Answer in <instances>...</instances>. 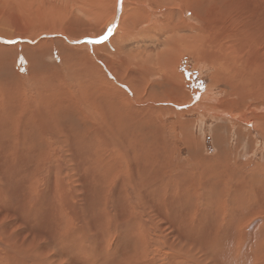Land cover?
<instances>
[{"label": "bare ground", "instance_id": "6f19581e", "mask_svg": "<svg viewBox=\"0 0 264 264\" xmlns=\"http://www.w3.org/2000/svg\"><path fill=\"white\" fill-rule=\"evenodd\" d=\"M58 1L60 0H56V1L54 0V2L48 1V4L49 5L52 4L50 7H53L56 5V3H58ZM64 1L65 2L67 1L69 3L68 5L70 4L71 6L73 5L76 12H82L86 14L89 17V19L97 20L98 23H101L100 26H103L104 28H101L100 30H92L90 26L86 30L80 31L78 33L70 34L68 32H65L62 28H59L60 26L58 27L59 25L58 20L63 25L66 22L65 18H63L60 14L55 13L54 9H50L54 11L55 15H51L50 12L49 14H46L45 18L43 19L44 20L43 22L37 20V22H40L39 23L40 25L38 26L40 29L39 34L40 33L43 34L51 31L50 35L43 34L42 35L43 37L59 35L65 38L68 43H71V41L77 43L80 42L81 39H84L87 43H96L98 41L100 42L103 41L102 43H104L105 41H108L107 39L109 35H111L112 33L109 42L100 45V47L101 46L105 47L108 45L113 46L114 50L116 51L115 53L110 52V54L115 56V54L116 55L117 53L119 54L120 49L123 47L120 46L122 45L121 43L128 41L130 39L132 32L136 31L135 28H137L138 25H141L142 28L145 27V25L147 28L148 25L149 33H150L151 32L150 30H157L158 28L162 27V25L165 24V26L171 29L173 33L170 34L171 36L169 37V40H166L167 47H165L162 51L158 52L156 58L158 60L160 58L168 59V62H159L158 65L155 66L153 64L154 62L153 63L148 62V60L151 58L146 57L148 60H145L146 58L144 57V52L139 54L137 53L138 55H135V53H133L130 55V57L132 56L134 59L136 57L137 60L138 58L139 60L142 58V61H140L141 63L139 64L137 62L135 64L134 61L128 60L130 66H134V68L130 67L131 72L127 74L128 70L127 69L124 70V68L127 66L122 67L124 73L122 75H119V77H117L120 78L122 81L120 82L122 83V86H119L117 82H115L116 80L115 76H117V74H119L118 72H120L122 69L119 67L120 68L119 71L118 66L114 61L106 60L108 62V63L106 62V64L109 67L108 69L109 74H108L104 72L101 67L99 68L100 65L98 66L96 65V63L94 64L93 61H91L90 59L88 60L87 59L88 57L85 56L87 57L86 61H84L85 60L84 59L82 60V63H77L76 64L77 68L76 67L73 68L72 66V69H77L74 72V74H78L82 78V80L78 76L77 77L79 80L75 78L76 79V83L74 82L75 85L78 84L81 87V90H79L81 91V93L80 94L78 93V95L74 94L77 95V97L76 96L73 97L75 99H71L72 101L69 103L68 101L66 102V100H64L66 102L64 103L63 98L64 99L66 98L65 97L61 98L60 95L59 96L56 95L57 92L58 94H60V90H57L58 87H56V90L53 93L49 95L44 94L46 98L44 97L45 99L43 100L42 103L36 102L37 105H41L45 103L46 107L43 106L44 107L43 111L35 110V113L30 112L29 116H33V118L37 121L38 125L41 127L43 132L41 134L42 140L44 141H46L49 136L56 137L57 134H55L56 132L54 133L55 131L54 127L56 128L66 127V121L65 123H61V118H62L61 116L64 114L69 119L68 112L72 107L78 109V111L80 112L78 115L82 119V122H83V117H84V121H86L87 119L92 120L93 118H91V116L94 115V124L91 122L93 127L90 129L88 128L87 132L84 131L83 136L86 138V140L89 138L87 142L89 144H95V142L99 143L100 150L105 153L107 152V157L100 156L102 157L101 158L102 161L104 162L105 165L107 163L109 164L110 168L107 167L109 169H111L113 163H116V171L114 170L115 173L111 174V175L114 174V176L112 177L110 182L108 181L105 191L103 189L90 190L89 188L83 190L82 187L79 188L78 183L77 186L74 187L72 186L73 192L71 193L70 196L68 193V196L72 198L71 200L73 199L76 200L75 202L77 205L76 204L73 205L74 200L73 202L70 203L72 205H70L68 201L69 199L68 196L61 197L60 198L61 202L63 201L62 205H64L65 207L64 209H61L58 212L57 211L58 202H57L54 205V211L56 216H57L56 212H58L59 215L64 213L66 215V218L64 220L62 219V217L60 218L59 216L56 218L54 217L55 225L59 223L58 225L59 227L57 226L55 228L51 227L52 228L51 229L52 231H50L51 234H49L48 231V229L50 228L46 229L48 231V234L41 232L42 234L39 235V238L41 240L39 241H33V240L29 241L26 240L27 237L22 239L21 235L23 234L22 232L23 228L20 224L24 223V221H28V218L34 220V222L35 221L37 222L38 220L36 219L40 218L41 220L42 216H46L45 214L48 211L47 212L45 211V204L47 203L49 198L57 199L56 198L57 195L53 193V191H57V188L65 189V187H67V181L69 179L67 180L68 177L66 174L69 173V170H67L68 172H66V170L64 169L68 168L70 169V171H71V167L77 169L73 165L71 166V159L66 156L67 148L64 147L63 141L61 140V142H59L61 144V147H63L64 149L63 154L59 153L55 148H53L51 153L48 155V157L44 159V161L41 164H39V166L37 165L38 166L37 169L35 167L33 169L40 174L46 172L49 175H54L53 178L54 182L52 184V187L49 186L51 188H47L45 190L39 189L38 188L39 184L37 185L35 183L36 187L34 186L35 189L34 190L32 189L31 193L27 195V191H26V193L22 195V193L19 191L20 188L19 189L12 188L11 183L9 184L5 183L6 185L0 184V200L5 201L6 203H8V205H11L9 204V202L11 203L20 202L19 206H23L21 207V209L26 207H29L28 210H31L30 208L34 209L33 213L32 212L30 213L29 211H25L26 214L25 216L28 218H26L27 220L26 219L22 220L18 217L17 213L13 212L14 210L12 211L9 208H5L4 210L1 207L2 204L0 205V264H59V263L67 264L66 263L67 261L66 262L64 261L68 258V255L63 253L62 263H61L60 258L59 259L54 258L56 254L55 249L51 248V246L49 248V244L50 243L52 244L53 241H55L54 242L55 244L53 243L54 245L58 244L59 241L69 242L68 240H70L71 238L75 242V247L78 248L77 250L78 254L79 255L83 254L81 258H83L84 261L87 260L88 263L91 264H156V262L159 261L156 259L157 256H155L156 258L154 256L153 258H149V254H153V252H155L153 250H149V246H151V239L153 240L152 234L161 232L163 223H166L164 221H168L169 224H171V226L174 229V233L172 231L168 232V229H166V231L171 236L172 235L176 236L174 240H170L166 236V238L168 239L163 246L164 251L170 253L172 256L170 259L166 261L168 264H178L177 261L178 257L175 256L177 253V249L186 252L187 254L186 256L181 257V260L179 261L181 263L179 264H209L210 259H212L215 264H264V239L262 240V242L260 241L261 243L259 242L260 243L258 245L259 251L254 255L253 263H251V257H252L251 253L257 250L258 241L264 238L262 237V232L258 234L255 232L257 234L255 235L253 230L249 229L246 230V232L243 234L244 232L243 227L239 228L237 232L231 230L233 233V238L230 240V242L228 241L229 242L228 251H227V245L220 244L221 241L220 242L217 241L218 240L216 236L217 233L214 232L215 229L222 228V226L221 227L219 226L220 224L224 223L226 220L228 221L231 220L229 214L227 216V199L230 200L234 199L236 194L242 195V197H240L241 200L237 201L238 207L242 209V212L245 213L249 211L251 215L252 214L254 215V213H256L257 215H254V219L258 216L263 217L262 215H264V167L258 165L256 167L257 170L254 169L255 171H250L249 173L247 171L237 170L236 166H235L236 168L234 169L231 168L232 170L227 171V148L224 147V143L226 145V142L224 140L223 143V141H220L219 139L218 140L220 142L218 141V143H220V147L219 150H217V154H215V156L213 157L222 159V163L212 164L211 161L214 158L211 156H206L207 158H204L203 156H202L203 158L197 157L199 160L194 159L193 163L191 162V165L190 162L188 163L185 161H183V166L173 162L171 160L172 157L170 151H173L172 149H174L173 146L174 142L170 138H167L165 135H163L164 133L161 130L162 128L159 127L160 125L159 123L158 126H156V124H153L154 122L157 123V119L156 117L151 118L150 113L151 115L152 114L157 115L158 113L164 115L166 112L174 111L175 113L181 114L183 113V109L177 111L174 107L165 104L166 103L165 99L162 98L149 99L148 96H151L152 93L147 91L148 89L145 90L146 88H148V86L147 87L144 86L145 89L142 86H140L142 87V90L144 89V94L147 96L148 99L142 98L141 99L142 101L137 102V100L135 99L136 97L134 96L136 92L135 88L136 90H138L137 88L139 87V85H137L135 81H137L139 84H143L141 82L144 80L145 76H148V73L149 76L154 75L155 72L156 73L160 72L161 74H163L164 76L159 75V77L161 80L165 81V85H164L165 87L166 85H169L170 86L169 88H172L176 85L173 84V82L177 80L176 78L181 79L182 76L177 75L176 74L177 71L175 72L174 70L176 67H174L175 65L173 64L177 63V61L174 60L176 62L172 63L170 62L169 58L172 59L177 58V55L174 52H177L178 43L180 41L178 55H181L184 51H187L193 54L194 56L196 55L200 59L209 62L211 66H213L214 69L216 70L215 76H217V78L218 77L223 78V80L228 82L229 86H232L231 91H233L234 94H237V100L235 101L237 105H240V103L246 99H249V101L250 100L252 101V99H255L257 97L259 99V97L261 96L259 94H261L262 91L264 92V45H261V42L259 40L264 35L263 33H262L263 35L259 34V32L261 33L262 31H264V14H262V12H264L262 11L264 9V6L261 3L259 4V0L250 1L253 4L251 5L249 3V6H247V2L249 0H229L228 2L226 1V5H224L226 6V8L220 9V7L217 8L214 7V5L213 6L211 5L212 8H207L206 11H204V9L202 8L203 10L200 11V10H196L198 6L200 7V5L198 4L193 5L192 3L193 0H173L172 2H177L176 4L181 3V5L179 4L180 6L176 7L175 9H174V5H172V7L170 6L164 7V10H167L165 17L168 18L165 19V23H164L163 20L161 21L155 15L152 14L153 12L155 13L158 12L159 10L157 8L159 7L161 9V6L166 5L165 3H167L170 0H63V2ZM63 2L61 3L63 4ZM172 2L170 3L172 4ZM227 3L230 4L229 6L230 8H227ZM43 4L45 5V2L44 3L42 2L41 5ZM142 6L143 8H141ZM48 7H46L47 10L49 9ZM237 10H239L241 14L238 16L239 18L236 16L238 15ZM37 11H39L40 13L39 9ZM47 12H49V10ZM187 13L189 14L188 16H186ZM31 16H34L33 13ZM175 17H181L182 24H176ZM235 18L238 19L235 20ZM37 22L35 21V25ZM118 24H119L118 28L115 29V27ZM97 25L98 24H96V26ZM3 30L4 29L0 30L1 35L3 36L6 35L8 37L14 36V35L12 36L11 33L10 35L5 34V31L3 32ZM102 30L104 31L108 30L107 35H105L103 32L104 35L102 37L96 36V31H102ZM185 31H188L190 35H185L186 33H184L183 36L181 37L180 32H185ZM108 33L110 34L108 35ZM255 34L257 35V37ZM27 39L30 40L32 38L29 37ZM57 40L59 41V39ZM262 41L264 43V36ZM50 42L51 41H49V43ZM40 43L45 48L41 47L42 49L39 50L38 53L46 54L50 52V49L47 48L48 45L47 41H42ZM25 44L26 45L23 46L25 53L32 57L34 53L31 52L33 50L30 51L28 49V47L32 48L30 47L31 44H29V46L27 45V43ZM38 46L39 45H37V47L33 46V48L34 47L39 48ZM82 48L83 46L77 47L70 45L66 47L64 46V48H62L61 51L66 53L68 58L71 57L70 54L77 55L78 56L77 58H81V55L84 52L81 51ZM97 50L98 49H96V51ZM5 53H8V50L2 47L0 50V57L4 58L6 62L5 58H7L8 56H4ZM41 56L39 57L41 58ZM63 60L65 59L63 58ZM70 61L72 62V60ZM79 61L81 60H78V62ZM112 73L115 75L112 76L113 75ZM62 79L64 78L62 77ZM75 79H73V81ZM140 79L143 80L141 81ZM63 81L65 82V80ZM98 86H100V88H102L103 90H107L106 94L108 95V97H110L111 100H114V103L112 105L113 109L110 108L109 111H103L100 116H97L98 114L96 115L93 109V107L96 106L95 104L91 103L93 102L92 98L94 102H98L96 101L98 99L97 98L98 94L95 93L97 95L94 96L92 95V93H90V97L87 96V98H85V96L83 95L84 93L83 91L87 93L90 89L93 90L95 87L98 88ZM75 87L76 89L78 88L77 86ZM253 87H257V89L254 90L255 92L257 90V96L255 95L253 96L251 93H249V91L246 92V90H250V88L252 89ZM48 88H53L50 82L48 84ZM212 88H213L212 86L211 87L209 86L205 90V92L200 95L201 98L199 101H197V105H200L204 101L205 102L208 101L210 104L205 103L203 111H205L210 115L215 114L214 116H224V117L230 116V114H228L229 112L227 113V111L221 109V107L220 110L216 109L215 106L216 104H218L217 102L218 100L215 95L216 93L214 94L212 93L213 91L209 90ZM164 89L167 90L168 87ZM69 90H71V88ZM99 91L100 90L98 91L96 90V92ZM61 92L63 91L61 90ZM63 93H65V91ZM163 95L166 96V93H163ZM42 98L43 97H41V99ZM116 98H118V100L121 99L123 100V104L122 101L121 104L124 105L123 107L124 109L127 107H129L128 109L132 108L131 112L133 114H130L131 112L128 114V112L124 111L123 108L117 110L116 106L114 105L117 101ZM169 98H171V96ZM173 99H169V101H171L174 104L175 101H173ZM84 100H86L85 102L87 105L84 104L85 102L83 103ZM191 101H192L191 98L190 99L187 98L188 103ZM133 102L139 105V107L138 106L136 107V104H132ZM171 102L168 104H171ZM81 103L84 104L85 109L84 106L83 108L76 107L77 106L76 104L81 105ZM248 104L246 103V105ZM114 106L116 110H114ZM192 108H195V106H192ZM252 110L253 109L250 107L247 108V111H252ZM140 111H144L145 114L144 115L140 114ZM46 113L51 114V116L53 117L52 124L47 120L49 118H46L45 116ZM246 113L245 115H247ZM102 116L105 118H103ZM9 117L10 116L8 115H5V117L4 116L0 117V131L2 130L4 134H6V123L12 121V119ZM256 118L257 120L255 121V126L256 128L259 127L262 134L264 135V115H257ZM30 119H28L29 122ZM248 123L251 122L249 121ZM121 125H125V128L127 130L126 132L127 134L125 133V136H121L119 134L120 132L118 133L116 131V129L119 128ZM140 127L143 128L144 133H142L140 129L138 131L139 133L135 132V129ZM24 129L25 126L19 125L18 127H16L17 134L13 136V138L6 137L3 138V140H0V144H1L0 158L2 153H5L6 155L3 159L5 158L8 159L5 161V166L3 168L1 167L0 168L1 171L2 170L4 171V177H8L7 179L9 182H11L12 179L15 180L17 178L16 174H22V175L24 174L23 173L24 170L22 168L26 160L23 158V156L25 155V153H27L25 141L26 138L29 136L28 130H24ZM62 131L65 132L64 130ZM62 131H60V134L62 133ZM135 133L138 135L142 133V135L140 136L141 138H144L142 141H140L142 142V144L139 146L133 142L134 140H136L133 139ZM147 137L152 138V141L146 143L145 140ZM38 140H40V137ZM22 141L23 144L25 145L23 149L21 148L23 147ZM131 142H133L134 144H132ZM54 143H56V140H54ZM50 146L52 147L51 144ZM92 148L93 147L85 148L83 150V153H85L87 149H92ZM191 151L193 152V150ZM20 154L22 157L20 156ZM133 157L134 159L135 157L138 158L137 159L138 161L135 163V166L132 165ZM142 157L143 159H140ZM23 159L25 160L24 162ZM181 160L183 159L181 158ZM80 166H81L80 168H82V165ZM199 166L202 168L200 169ZM15 167L17 168L16 172L14 171ZM96 168L94 170H96ZM193 169H197L199 171ZM123 171H125L126 173H123ZM121 174L123 175V177H120ZM76 175L77 174L73 173V176H71L74 177V181L76 180L75 178ZM78 181L80 182V184L88 187V181L86 176L80 177ZM173 183H175L174 184L175 186L173 185ZM212 186L219 187L222 194L221 203L217 206L218 208L223 210L221 217L222 220L220 222L215 221L207 229H204L200 226H196V219L194 220V218L195 217L197 218L199 213H203V210L207 207L205 201L203 200V195L207 193V191H211L209 188H211ZM164 187L169 196L172 189H177V193L175 191V195L173 194L174 197H177L176 199L182 198V196H184V193L187 191H191V198L192 196L196 198L195 207L190 210V211H194L195 215L193 218H191V221L189 218L185 219L184 222L186 224L184 226L181 224V217L183 215L181 216L180 214H182V212L179 214L177 213L175 217H172V212L175 213V211H177V210L172 211V209L168 208V205L174 206L175 203H171L172 200L170 201L169 199H166L164 205L161 202V204L163 205L162 207L160 205V202L156 203L154 199H151L153 197L151 196L150 192H153L154 196L157 194L158 195L157 197H160ZM128 188H130V192ZM250 191L253 192L251 193ZM7 198H9L10 201L7 202L6 201ZM31 202L34 205L31 204ZM13 206L15 207V205ZM19 206H17L18 207L17 211L18 213L20 212V214H22L21 212L22 210L21 209L19 210ZM151 206H153L154 208H152ZM175 206L177 208V204ZM68 215L69 218H67ZM25 216H23L22 214V218L23 217L25 218ZM36 222H35V226L37 225ZM27 223L30 224L29 222ZM168 226L166 228H168ZM200 229H202L203 231H201ZM30 230L32 231V229ZM221 232L222 229H220L217 235H219ZM248 232L251 233L252 238L249 237L250 234ZM138 233H140V235ZM56 234H58L60 237H57ZM116 234H117V238H116ZM258 236L262 238L258 240ZM120 237H122V240L124 239L123 243L121 242L122 240H119ZM125 238L130 240L134 245V249L131 248L130 253ZM252 242H253V249L248 250L247 249L248 244L249 243L251 244ZM190 245L200 246L201 254H198L196 251L189 248ZM237 245L238 248L236 247ZM56 248L60 250L62 249V248H58V245ZM103 248H106V250L108 248L109 251L111 252H108L107 255L105 256L104 255L105 253L101 251V249ZM117 252L119 253L118 255H116ZM67 253L69 252L67 251ZM168 253L166 254V256L168 255ZM146 256L149 259H147ZM164 258L167 259L166 257ZM164 258L163 260H165ZM161 259L162 258H160V260ZM81 264L84 263L82 262Z\"/></svg>", "mask_w": 264, "mask_h": 264}, {"label": "rangeland", "instance_id": "374dc122", "mask_svg": "<svg viewBox=\"0 0 264 264\" xmlns=\"http://www.w3.org/2000/svg\"><path fill=\"white\" fill-rule=\"evenodd\" d=\"M39 1H41V2H39ZM48 1L54 2V0H0V27H1L0 30L4 29L3 32L5 31V34L10 35V33H11L12 36L16 35L15 37L14 36L8 37L6 35L3 36L0 34V39L2 40V41L0 40V46H1L0 50L2 47L6 48L8 50V53H5V55H4V56H8L7 58H5L6 62H5L4 58L0 57V65H1L0 66V70H1L0 71V88H1V90H0L1 91L0 92V117L1 116L5 117V115H8V116H10L9 118L12 119V121H9L6 123V134H4L2 130L0 131V136L2 138V139L0 138V140H3V138H6V137H9V138L12 137L13 138V136H15L17 134L16 127H18L19 125L25 126L24 130H28V133H29V136L26 138V141H25L27 153H25V155L23 156V158L26 160L25 161L23 159V162L25 161L23 168H22L24 170L23 171L24 174L23 175L22 174H16L17 178L15 180L12 179L11 182H9L7 179L8 177H4V171L3 170H2L3 172L1 171V168H3L5 166V161L8 160L6 158L3 159L6 154L2 153L1 158H0L1 159L0 160V167H1L0 168V179H1L0 184L6 185V184L11 183L12 188H14V189L20 188L19 191L22 193V195L25 194L26 191H27V195L29 193H31L32 189L33 190L35 189L34 186L36 184L37 185L39 184L38 185L39 189L45 190L47 188H51L52 184L54 182V179H53L54 175H49L46 172H43L42 174H40L36 170H33V169H34V167L37 169L39 164H41L44 161V159H46L48 157V155L51 153L53 148H55L61 154L64 153V151H63L64 149H63V147H61V144L59 143V142H61V140L63 141L64 147L67 148V155L66 156L71 159V166L73 165L74 167L77 168V169H74L73 167H71V171L73 169L72 172L68 168L64 169V170H66V172H68L67 170H69V173H68L69 175L66 174L68 177L67 180L69 179L67 181V187H65V189L64 188H59V189L57 188V191H53V193H55L57 195L56 196L57 199L49 198V200L45 204V211L46 212L48 211L45 214L47 217L42 216L41 217L42 221L40 220V218L36 219V220H38L37 222L35 221L37 224L36 226H35L34 220H31L30 218L25 216L26 215L25 211H29L30 213L31 212L33 213L34 209L30 208L31 210H28L29 207L21 209V207H23V206H19L20 202L19 203L9 202V204H11V205H8V203H6L5 201L0 200V205L2 204L1 207L4 210H5V208H9L12 211L14 210L13 212L17 213L18 217L22 220L23 219L25 220L26 218H28V221H24V223H21L20 225L23 228V230H22L23 234L21 235V238L23 239V238L27 237L26 240H29V241H32V240L33 241H39V240H41L39 238L40 234H42V233L48 234V231H49V234H51L50 231H52L51 230L52 228H55L56 226L59 227L58 226L59 223L55 225V218L56 217L59 216L60 218L62 217V219L65 220L66 215L64 213L60 214V215L58 214L59 210L64 209V207H65L64 205H62L63 201L61 202L60 198L64 197V196H68V193L70 196L71 193L73 192V187L77 186V183H78L79 188L82 187L83 190H85L86 188H89L90 190L103 189L105 191L108 181L110 182V180L114 176V174L113 175H111V174L115 173L114 170L116 171V163H113L111 169H109L110 168L109 164L107 163L105 165L104 162L102 161V159H101L102 157H100V156H106L107 157V152L105 153V152H102L100 150L99 143L95 142V144H89V143H87L89 138L86 140V138L83 136L84 131L87 132L88 128L90 129L93 127L92 123L94 124V115H92L93 117L91 116V118H93L92 120L87 119L86 121H84V117H83V122H82V119L78 115L80 112L78 111L77 108L72 107L70 109V111L68 112L69 119L64 114L61 116L62 117L61 123H65V121H66V127L56 128L52 125L55 129L54 133L56 132L55 134H57V135H56V137H54L53 135H52L53 137L49 136L48 139L46 141H44V140H42L41 134L43 132H42L41 127L38 125L37 121L33 118V116H29L30 112L35 113V110L43 111L44 107H46L45 103L41 104V105H37L36 102L42 103L43 100L46 98L45 95H49V94L53 93L56 90V87H58L57 90H60V94H58V92H57L56 95L57 96L60 95L61 98H63V97L66 98V99L63 98L64 103H66L67 101L69 103L72 101L71 99H75L73 97L74 96L77 97L78 93L79 94L81 93V91H79V90H81V87L78 84L75 85L76 79H78V77L81 78V76H79L78 74H74V72L77 69H72V66H73V68L76 67L77 63H82V60H84V59H85L84 61H86L87 57H88L87 59L88 60L90 59L91 61H93L94 64L96 63V65H98V66L100 65L99 68L101 67L102 70L106 73H108V69H109L106 62L107 61H114L116 63V65L118 66L119 71H120V68L122 69L120 71L121 73L118 72L119 74H117V76H115L116 80L115 79L114 80H115V82H117V84L119 86H122V83H120V82H122L121 79L117 78V77H119V75H122L124 73L122 67L127 66L124 68V70L127 69L128 70L127 74H129L131 72L130 67L134 68V66H130L129 61H134L135 64H136V62L139 64V63H141L140 61H142V58L140 60L138 58V60H137L135 55H138L139 53L144 52L145 58L146 57L151 58L149 60L146 58L145 60H148L149 63L154 62L153 64L155 66H157L159 62H168V59L160 58L158 60L156 57L158 55L157 54L158 52L162 51L165 47H167L166 46L167 45L166 40H169V37L171 36L170 34L173 33L171 29H169L167 26H165V24L162 25V27L158 28L157 30H150L151 31L150 33H149L148 25H147V28H146V25L143 28L141 27V25H138L137 28H135L136 29L135 32L132 30L133 31L132 34H133L134 38L131 34L130 39L128 41H125L123 43L120 42L122 44L120 46H123V47L120 49L119 54L117 53V55L115 54V56H113L110 54V52L115 53V51H116V50H114L113 46L108 45L105 47L104 46L100 47V45H102L104 43L106 44L109 42V40L112 36V33H111V35H109L110 33H108V35H109V37L107 39L108 41H105L104 43H102L103 41H101V42L98 41L96 43H87L84 39H81V41L77 42V43H74L73 41H71V43H68L65 38H63L59 35H57V36H46V37L42 36L43 34L50 35L51 31H49L47 33H43V34L40 33L39 34V31H40V29L38 27L40 25L39 23L41 21L43 22L44 21L43 19L45 18L46 14H49L50 12H51V15H55V13H57V14H60L63 18H65L67 23L65 22V24L62 25L61 22L58 20V24H59L58 27L60 26L59 28H62L65 32H68L70 34L78 33L80 31L86 30L90 26H91L92 30H100L101 28H104L103 26H100L101 23H98L97 20L89 19V17L82 12H76L73 5L72 6H71V4L68 5L69 3L67 1L63 2V0H60L53 7H50L52 4L49 5ZM172 1L173 0H170L167 3H165L166 5H162L161 9L158 7L157 9L159 11L156 13L153 12L152 15H155L158 19H160L161 21L163 20L165 23V19H168V18L165 17L167 10H164V7H166V6L172 7V5H174V9H175L176 7L181 5V3H179L180 4L179 5V4H176L177 2H172ZM226 1L228 2L229 0H216V1L215 0H212V1H210V0H197V2H196V0H193L192 3H193V5H196V4L200 5V7L198 6L196 10L201 11L204 9V11H206L207 8H212L213 5H214V7H217V8L220 7V9L226 8V6H224V5H226ZM250 1H254V0H249L247 2V6H249V3L251 5L253 4ZM42 2L43 3L45 2L46 6L44 4L41 5ZM61 2H63V4ZM170 2H172V4ZM173 3H175V4H173ZM260 3L264 6V0H259V4ZM168 4H170V5H168ZM209 5L210 6L212 5V6L210 7ZM43 6H45V7H43ZM229 6H230V4L227 3V8H230ZM46 7L49 8L48 9L49 12H47L48 10ZM41 8H43L44 10ZM141 8H143V6ZM38 9L40 10V13H39V11H37ZM50 9H54L55 13L53 10H50ZM237 11H238V15H236V16L238 17L241 14H240L239 10H237ZM262 11H264V9ZM32 13L34 16H31ZM262 14H264V12H262ZM67 15H69V16H67ZM188 15L189 14L187 13L186 16H188ZM83 16H85V17H83ZM67 18L69 19V21ZM237 19L235 18V20H237ZM37 20L40 22H37ZM35 21L38 23V25L36 23L37 26L35 25ZM95 23L98 25L96 26ZM175 23L176 24H182L181 17H175ZM118 26H119V24L115 27V29H117ZM104 30L96 31V36L102 37L104 34L107 35L108 30L107 31H104ZM72 31H74V32H72ZM103 32H104V34H103ZM144 32H145V35H144ZM180 33H181V37L183 36L184 33H186L185 35H190V33L188 31L180 32ZM262 33L264 34V31H262L261 33L259 32V34H262ZM263 36L261 37L262 39L261 38L259 39L261 42V45H264V43L262 41ZM21 37H24V38H21ZM26 37L32 38V39H30L31 41L28 40ZM57 37H59V38H57ZM256 37H257V35H256ZM47 38H48V40H47ZM104 38H107V37H104ZM147 38H149V39H147ZM22 39L25 41H23ZM57 39H59V41ZM140 39H142V40H140ZM42 41L48 42L47 48L50 49V52H48L46 54L45 53L44 54L38 53L39 50H41L42 48H45L40 43ZM49 41H51V42L49 43ZM28 42H31V43H28ZM23 43H24V45H23ZM25 43H27L28 46H29V44H31L30 47H32V48L28 47V49L30 51L33 50L31 52V53H34L32 57L25 53V51L23 49V46L26 45ZM37 45H39L38 46L39 48H35V47L33 48V46L37 47ZM70 45L77 46V47L83 46L84 49L82 48L81 51L82 52L84 51V52L81 55V58H77L78 56L74 55V54H70L71 57L68 58L67 54L61 51V49L64 48V46L66 47V46H70ZM12 47H15V48H12ZM179 47H180V41L178 43L177 52H174L177 55V58L176 59L169 58L170 62H172V63L177 61V63L173 64V65H175L174 67H176L174 70H175V72L177 71V73H176L177 75L182 76L181 79L176 78L177 80L175 82H173V84H176V85L172 88H169L170 87L169 85H166V87H165L164 86L165 81L161 80L159 77V75L164 76L163 74H161L160 72H158V73L155 72L154 75L149 76V73H148V76H145L144 80L142 79L143 81L140 79L142 81L141 83H143V84H139L137 81H135L137 83V85H139V87L137 88L138 90H136V88H135L136 92L134 95L136 97L135 99L137 100V102L142 101L141 100L142 98H145V99H148V98L149 99L150 98H160L161 99L162 98V99H165V102H166L165 104L174 107L177 111L180 109L181 110L183 109V113H181V114L175 113L174 111L166 112L164 115L160 114V113H158L157 115H153V114L151 115V113H150L151 118L156 117V119H157V123H155V122L154 123L152 122V123L156 124V126H158V123H159L160 124L159 127L162 128L161 130L164 133L163 135H165L167 138H170L174 142V144H173L174 149H172L173 151H170L171 157H172L171 160L173 162L178 163L179 165L183 166V161L188 162V163L190 162V165H191V162L193 163L194 159L199 160L198 158H200V157L201 158H203V157L207 158L206 156L213 157V156H215V154H217V150H219V147H220V143H218V141L220 140V141H223V143H224V140H225L226 145L224 143V147L227 148V171L232 170L231 168L234 169L237 167L236 168L237 170H240V171L243 170V171H247L249 173L250 171H255L254 169L257 170L256 167L258 165H261L262 167H264V135L262 134L259 127L256 128V126H255V121L257 120L256 116L257 115H264V111H263L264 110L263 109L264 108V98H263L264 92L261 90L262 92H261V94H259V95H261L259 97V99H258V97L255 99H252V101L251 100L249 101V99H246L247 101L243 100V102L245 101L244 104H243V102H241L242 104L240 103V105H237V103L235 102L237 100V94H234V92L231 91L232 86H229L228 82L223 80V78H221V77L217 78V76H215L216 70L214 69V67L211 66V64L209 62H206L203 59H200L196 55L194 56L190 52L184 51L181 55H178L179 54V52H178ZM96 49H98L97 50L98 52L96 51ZM82 52H79V53H82ZM98 53H99V56H98ZM133 53H135L134 57L136 60L132 56L130 57V55ZM41 54H42V56H41ZM108 54H110L111 56ZM38 55L41 56V58ZM36 56H38V57H36ZM85 56H87V57H85ZM63 58L65 60H63ZM7 59H9V60H7ZM70 60H72V62ZM78 60H81V61L78 62ZM124 60H126V61H124ZM174 60H176V61H174ZM74 62H76V63H74ZM104 62H105V64H104ZM78 68H80V67H78ZM68 69H69V71H68ZM71 70H73V71H71ZM114 75L115 74H113L112 76H114ZM62 77L64 79H62ZM57 78L60 80H58ZM73 79H75V80L73 81ZM63 80H65V82ZM81 80H82V78H81ZM49 82L52 84L53 88H48ZM66 84H68V85H66ZM75 86H77L78 88L76 89ZM140 86H142L143 88H144V86H146V87L148 86V88H146V89L144 88V89L145 90L148 89L147 91L151 92L152 95L148 96V98H147V96L144 94V89L142 90V87H140ZM209 86L213 87L212 89H209V90L213 91L212 93H214V94L216 93L215 95H216V98L218 100L217 101L218 104H216V106H215L216 109L220 110V107H221V109L227 111V113L229 112L228 114H230V116H227V117L214 116L215 114L210 115V114L206 113L205 111H203L204 104L205 103L210 104L208 101H206V102L204 101L200 105H197V101H199L201 98L200 95L202 93H204L205 90ZM167 87H168V89L165 90L164 88H167ZM70 88H71V90H69ZM98 88L95 87L94 89H96L97 91L100 90L99 92H96V90H94V89L93 90L90 89L87 93L85 91H83L84 92L83 95L85 96V98H87V96L90 97V93H92V95H94V96H96L98 94L97 95L98 99L96 100L98 102H94V100L92 98V101L94 103L93 102H91V103L95 104L96 107H93V109H94L96 115L98 114L97 116H100L103 111H109L110 108L113 109L112 105L114 103V100H111L110 97H108V95L106 94L107 90H103L102 88H100V86H98ZM46 89H47V91H46ZM255 89H257V87H253L252 89L250 88L251 91L246 90V92L249 91V93H251L253 96L254 95L257 96V90L255 92L254 91ZM61 90L63 92L65 91V93L61 92ZM95 93H97V94H95ZM163 93H166V96L163 95ZM74 94H77V95H74ZM40 96L43 98L41 99ZM170 96H171V98H169ZM174 96H175V98H174ZM224 97H225V99H224ZM233 97H234V99H233ZM36 98H37V100H36ZM67 98H68V100H67ZM187 98L188 99L191 98L192 101L188 103ZM169 99H173V101H175V103L173 104L171 101H169ZM64 100H66V102ZM116 100L117 101L114 104L116 106V109L117 110L120 108L122 109L124 107V105H122L123 100L122 99L118 100V98H116ZM181 100H183V101H181ZM85 101L86 100H84L83 103ZM121 101H122V104H121ZM228 101H229V103H228ZM170 102H171V104H168ZM217 102H215V103H217ZM226 103H228V104H226ZM246 103L247 104L249 103V104L246 105ZM84 104H86V102ZM84 104H82V103H81V105L76 104L77 106L76 105L75 106L83 108ZM105 104H108V105L111 104V105L108 106ZM132 104H136V103L133 102ZM40 106H42V107L44 106V107L42 108ZM115 106H114V110H116ZM137 106L139 107V105L136 104V107ZM192 106H195V108H192ZM248 106L250 108H252L253 110L247 111V108H249ZM179 107H181V108H179ZM198 107H201V108H198ZM254 107L257 109H255ZM128 108L129 107H127L125 109L123 108V110L127 111L129 114L132 111V108H130V109H128ZM84 109H85V106H84ZM197 109H199V110H197ZM246 112H248V113H246ZM249 112H251V113H249ZM104 113H106V112H104ZM245 113L247 115H245ZM46 114H45L46 118H49L47 120L52 124L53 117L51 116V114H47V115ZM130 114H133V113L131 112ZM140 114L144 115L145 112L140 111ZM254 114H255V116H254ZM243 115H244V117H243ZM27 118L28 119L31 118L30 122ZM103 118H105V117H103ZM242 120H245V121H242ZM249 121L251 123H248ZM120 129H122V130H120ZM139 129L141 130L142 133H144V130L142 127L136 128L135 132L139 133L138 132ZM12 130H14V131H12ZM62 130H64L65 132H63ZM60 131H62L61 134H60ZM116 131L118 133L120 132L119 134L121 136H125V133L127 132L125 125H121L119 128L116 129ZM142 133L139 135L135 133V136L133 137V139H136L133 142L138 146L142 144V142H140V141H142L144 139V138H141V136H140V135H142ZM167 134H168V136H167ZM170 135H171V137H170ZM39 137H40L41 141L38 140ZM139 138H141V139H139ZM54 140H56V143H54ZM151 141H152V138H148V137L145 140L146 143H149ZM133 142H131V143L134 144ZM50 144L52 145V147L50 146ZM0 146H1V144H0ZM22 146L23 147H21V148L23 149L25 147V145L23 144V141H22ZM57 146H58V148H57ZM88 147H93V148L87 149L86 152L83 153V150L85 148H88ZM69 148H70V150H69ZM195 149L197 150V152ZM191 150H193V152ZM200 153H201V155H200ZM20 156H21V154H20ZM181 158L183 160H181ZM213 158L214 159L211 161L212 164L222 163V159L215 158V157H213ZM137 159L138 158L135 157V159H134V157H133V159H132V162H133L132 165L133 166H135V163L138 161ZM140 159H143V157ZM75 161H77V162H75ZM99 161H100V163H99ZM31 162H32V164H31ZM93 162H94V164H93ZM95 163H97L98 165ZM28 165H29V167H28ZM80 165H82V168H80L81 167ZM96 165H97V168H96ZM26 166L29 169H27ZM107 167H109V168H107ZM95 168H96V170H94ZM199 168L201 169L202 167L199 166ZM100 170H101V172H100ZM193 170L199 171L197 169H193ZM14 171L15 172L17 171L16 167L14 168ZM75 171H77L78 173ZM73 173L77 174L75 177L76 178L75 181H74V177H71V176H73ZM79 173H81V174H79ZM123 173H126V172L123 171ZM83 174H85V175H83ZM5 176H7V175H5ZM83 176L84 177L86 176V178H87L88 187L80 184V182L78 181L79 178L83 177ZM151 176H152V174H151ZM70 177L72 178V180ZM120 177H123V175L121 174ZM4 178H5V180H4ZM103 182H105V183H103ZM174 184L175 183H173V185ZM49 186H51V187H49ZM209 189L211 191H207V193H205L203 195V200L205 201L207 207L203 210V213H199L197 218L196 217L194 218V220L196 219V226H200L204 229H207L215 221L220 222L222 220L221 217H222V213H223V210L217 207L221 203V198H222V194H221L219 187L212 186ZM128 190L130 192V188H128ZM221 190H222V188H221ZM68 191H71V192H68ZM175 191L177 193V189H172V191L170 192V196H171L170 197L167 194V191L164 187L160 197H157L158 196L157 194L154 196L153 192H150L151 196L153 197L151 199H154L156 201V203L160 202V205L162 207H163L166 199H169L170 201L172 200L171 203H175L174 206L177 204V208H176V206L174 208V206H172V205L171 206L168 205V208L172 209V211L177 210V211H175V213L172 212V217H175V215L177 213L179 214L182 212V214H180L181 216L183 215L181 217V224L184 226L186 224L184 222V220L189 218L191 221V218H193L195 215L194 211H190V210L195 207L196 198L193 196L191 198V191H187L184 193V196H182V198L176 199L177 197H174ZM250 192L252 193L253 191H250ZM66 193H67V195H66ZM69 196H68V198H69L68 201L70 204L71 202H73L74 199L71 200L72 198ZM240 197H242L241 194H239V195L236 194L234 199H231V200L227 199V216L229 214V216L231 217V220L230 221L226 220L224 223L219 225L220 227L222 226V228H220V229H222V232L219 235H217V234L219 233L220 229L214 230V232L217 233L216 234L217 239H218L217 241H219V242L221 241L220 244L227 245V251L229 250V242L233 238V233H232L233 230L235 232H237L239 228L243 227V231H244L243 234H244L246 232V230L252 229L255 235L262 232V237H264V223H263L264 222L263 221L264 215H262L263 217L258 216L254 219V215H257L256 213H254V215L253 214L251 215V213H249V211L245 212V213L242 212V209L240 207H238V204H237V201L241 200ZM227 198H228V196H227ZM7 199H6L7 202L10 201L9 198H7ZM51 199H52V201H51ZM174 200H175V202H174ZM178 200H179V203H178ZM197 200H198V198H197ZM75 201L76 200H74L73 205L76 204ZM57 202H58V204H57L58 208H60V209L57 208L58 212H56V214H57V216H56L55 211H54V205ZM161 202L163 205L161 204ZM59 203L61 204V206ZM77 203H78V201H77ZM31 204H33V203L31 202ZM13 205H15V207ZM47 205H49V206H47ZM70 205H72V204H70ZM17 206H19V210L20 209L22 210L21 212H22L23 216H25V218L24 217L22 218V214H20V212L18 213V211H17L18 207ZM151 207L154 208L153 206H151ZM186 210H188V211H186ZM183 212H184V214H183ZM52 217H53V219H52ZM67 218H69V215L67 216ZM43 220L46 222H44ZM247 220H248V223H247ZM31 221H32V223H31ZM27 222H29L30 224H28ZM73 222H74V220H73ZM164 222H166V223H163V227L161 229V232H158L159 234L158 233L152 234L153 240L151 239V246H149V250L155 251V252H153V254H149V258H153V256L154 257L157 256V258L156 257L155 258L159 261L158 262L155 261L156 264H163V263L168 264L166 261L168 259H170L172 256L170 253L164 251L163 246L167 242L168 238L170 240H174L176 238V236H174V235L171 236L168 233L170 231H172L174 233V229L171 226V224H169L168 221H164ZM42 224L45 226H43ZM189 224H190V222H189ZM238 224H239V226H238ZM167 226H168V228H166ZM43 227H45V228H43ZM47 228H50V229H48V231H47L46 230ZM30 229H32V231ZM166 229H168V232L166 231ZM28 230H29V232H28ZM33 230H34V233H33ZM200 230L203 231L202 229H200ZM248 233L251 235L250 232H248ZM138 234L140 235V233H138ZM56 235H57V237H60L58 234H56ZM250 235H249V237L252 238V235L251 236ZM166 236L168 238H166ZM76 238H79V237H76ZM116 238H117V234H116ZM261 238L258 236V240ZM263 239L264 238H262L261 240L258 241L257 250L255 252L251 253L252 254L251 263H253L254 255L259 251L258 245L262 242ZM119 240H122V237H120ZM123 240L121 241L122 243H123ZM125 240H126V244L129 247V253H130V249L131 248L134 249V245L130 240H128L126 238H125ZM161 240H163L164 242ZM68 241L69 242L59 241L58 244H56V245H54L55 241H53L52 244L50 243L51 245L49 244V248L51 246V248L55 249L56 254H55L54 258H56V259L60 258L61 263H62V256L64 253V254L68 255V258L64 261V262L67 261L66 262L67 264H79V263L81 264L82 262L84 264H86L87 260L84 261L83 258H81V256L83 254L82 255L78 254V252H77L78 248L75 247L74 240L71 238ZM249 244H248L247 249L248 250L253 249V242L250 245ZM57 245H58V248H62L63 250L57 249L56 248ZM238 245L236 246L237 248H238ZM189 248L196 251L198 254H201L200 246L190 245ZM67 251L69 253H67ZM101 251L105 253V254L103 253L105 256L107 255L108 252H111V251H109L108 248H107V250H106V248H103V249H101ZM71 252H72V254H71ZM73 252H75V253H73ZM167 253H168V255L166 256ZM103 254H102V256H103ZM118 254L119 253L117 252L116 255H118ZM164 254H165V256H164ZM186 255H187L186 252H183V251L177 249V253L175 256L178 257V258L176 257L178 259L177 260L178 264L181 263V262H179L181 260V257H184ZM69 257L70 258L72 257L71 260ZM164 257H166L167 259H165ZM146 258L149 259L147 256H146ZM160 258H162V259L160 260ZM163 258L165 260H163ZM248 261H249V259H248ZM248 263H250V262H248ZM87 264H91V263H88V261H87ZM209 264H215V263L213 262L212 259H210Z\"/></svg>", "mask_w": 264, "mask_h": 264}]
</instances>
